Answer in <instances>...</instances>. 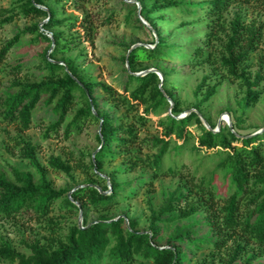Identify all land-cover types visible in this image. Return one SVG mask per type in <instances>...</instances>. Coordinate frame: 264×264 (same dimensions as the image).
Instances as JSON below:
<instances>
[{
    "label": "trees",
    "instance_id": "obj_1",
    "mask_svg": "<svg viewBox=\"0 0 264 264\" xmlns=\"http://www.w3.org/2000/svg\"><path fill=\"white\" fill-rule=\"evenodd\" d=\"M87 0H14L8 9L0 12V28L12 22L18 16L25 18H43L46 20L39 26L37 23L25 27L6 41L0 47V65L8 51L18 43L21 36L35 34V39H41L48 44L43 52L37 68L40 78L29 82L14 78L0 96V121L13 125L23 132L30 128L34 112L38 107H50L53 117L47 126L48 132L57 133L64 123L66 115L73 110L69 121L65 123L63 133H80L90 124L99 125L96 135L98 149L88 161L86 181L81 187L73 186L70 189L55 190L47 180L46 169L36 156V146L28 140L18 138L20 158L34 171L10 168V178L0 172V220L16 221L19 217H26L29 221L39 220L52 210L58 200L68 212L88 210L105 212L133 192L130 182H117L115 174H108L106 179L101 177L104 158L115 155H130L136 146L143 147L135 127L126 124H116L105 112L100 109L99 101L94 97L98 90L100 95L109 103L120 105L124 110L136 112L142 107V115L133 118L134 124L145 125L149 115L159 118L158 124L162 128L160 137L149 138L146 143L150 154L143 158L129 156L130 166L119 168L117 171H134L137 167H144L150 172L152 179L158 177H180L178 157L189 135L186 130L188 123L193 120L200 127L201 133L197 137V146L191 147L194 152L220 148L226 158L212 172L202 175L198 180L193 175L188 177L191 185L190 192L186 193L183 187L176 186L166 192L165 199L158 208L147 204L150 214L148 232L135 230L136 222L125 217L115 219L100 218L96 222H84L81 227L72 226L64 236H58L54 244H40L39 241L26 246L28 253L14 250L11 244L0 237V262L15 264H132L135 259L142 258L148 264H185L189 259L188 250L194 252L204 249L221 252L225 249V259L218 264H264V157L262 147L264 132L253 136H241L236 132V122L231 117V128L220 124L217 132H212L214 125L204 118L211 130L202 126L194 112L182 119H177L181 110L178 101L165 90L168 72L158 70L162 75L161 88L159 78L154 73L142 76L134 74L145 71L147 68H136V63L142 60H152L162 53L183 55L191 54L200 57L202 45L194 46L191 40L185 45L176 47V41H183L189 36H179L176 41L166 43V38L152 41L153 48L143 46L133 48L123 62L128 65L125 69V80L118 93L111 86L103 83H93L85 80L82 69L74 60H56L58 53L71 50L84 41L92 40L95 22L89 14L82 17L67 16L59 19L57 10L52 5L63 7L71 4L72 7L83 9ZM121 4L129 8L130 12H137L134 3ZM134 1V0H128ZM149 1L150 5H146ZM245 4L259 3L264 0H138L139 16L151 27L149 14L163 9L174 8L183 18H199L203 15L206 30L199 31L205 34L206 43L212 40L214 31L222 28L228 30V37L220 47L219 56L210 63L217 65L226 74V78L237 81L244 88L240 109L243 112L256 104L261 90L259 83L264 76L256 73L251 79L246 69L241 66L248 55L255 49L259 40V31L242 22L235 16L228 26L221 22L222 15L236 2ZM161 19L163 16H160ZM135 22L141 29H145L140 20ZM197 23L187 21L181 27L192 26ZM68 29L76 26L83 30V38L79 34L51 32L54 27ZM148 31V32H149ZM46 33V34H45ZM180 42L182 44L183 42ZM131 47V46H130ZM127 48L128 49L130 48ZM186 51V52H185ZM201 58L199 61H201ZM207 61V60H206ZM61 63V64H60ZM21 64L13 67V73H20ZM66 68V70H65ZM1 71V70H0ZM1 73V72H0ZM206 85V86H205ZM205 86L201 99L193 109L201 115L200 106L209 101L216 93V85L205 83V77L196 86L198 94ZM171 104V107H170ZM169 111V114L164 115ZM237 135L241 136L238 137ZM173 145H169L171 137ZM181 141L176 144V141ZM235 143V145H232ZM240 146H237V145ZM48 166L54 172L63 173L71 181L73 175L71 167L59 157H50ZM80 165L79 167H81ZM196 168L195 172H197ZM217 170L224 172L229 179L226 194L219 196L215 193L218 187L214 182ZM150 183V181L148 182ZM72 191L71 193H68ZM68 193V195H67ZM189 195H195V202H188ZM203 207L209 214L204 218L207 230L201 234L197 230V222L174 226L166 236L164 246L157 244L160 235V224H168L174 220H185L195 215ZM176 213L175 218L168 215ZM127 222V224H126ZM52 227V224H49ZM262 259V261H261ZM199 264H205L201 262Z\"/></svg>",
    "mask_w": 264,
    "mask_h": 264
},
{
    "label": "rangeland",
    "instance_id": "obj_2",
    "mask_svg": "<svg viewBox=\"0 0 264 264\" xmlns=\"http://www.w3.org/2000/svg\"><path fill=\"white\" fill-rule=\"evenodd\" d=\"M13 1L0 0V12L8 9ZM49 4L57 10L59 19L67 16L80 18L86 13L90 15V19L96 24L92 40L84 41L71 47L70 51L58 53L55 57L56 60H74L82 69L81 74L85 80L93 83H103L121 93L126 69L123 58L127 56L128 47L137 44L146 49H152V41L157 40L158 36L166 38L165 42L170 43L176 41L179 36L188 34L187 39L181 40L182 44H180L181 41H176L173 45L177 48L183 45L182 50L184 52L185 45L192 40L195 42L194 46H203L200 57H192L191 54L187 53L183 55H166L162 53L152 60L137 62L136 68H147L146 70L153 68L168 72L165 90L178 101V108L181 112L176 116L177 119H182V115L193 109L194 105L201 99L206 85L198 94L195 89L205 77L206 84L217 86L215 95L200 106L201 117L206 118L210 124L215 126L213 131H217L216 125L219 120H221L220 124L227 126L228 123L225 119V114H227L230 125L231 117L235 120L237 124L236 132L241 136H253L264 132V80L259 83L258 89L261 90V93L256 104L242 112L240 104L244 95V88L237 81L226 78V74L221 68L210 63L219 56L220 47L226 41L229 32L221 27V29L214 31L215 37L206 43V35L199 33V31L206 30L205 23H202V20H205L203 15L199 18H183L174 8L153 12L148 15L155 30L150 34L146 26L142 24L145 29H141L135 22L137 12H130L129 8L123 6L120 0H87L82 10L72 7L71 4L63 7ZM145 4L148 6L150 2L145 1ZM160 16H163V18L161 19ZM235 16H239L244 24L259 31V40L256 42L255 49L241 66L246 69L251 79L256 73L264 76V5L236 2L223 13L221 22L228 26ZM45 21L43 18L18 16L12 22L0 28V47L25 27H29L34 23L40 26ZM187 21H197V23L192 26L181 27V24ZM50 31H61L64 32V35L77 33L83 38V30L78 26L70 30L68 25L54 27ZM34 37L35 34L26 33L22 35L18 43L6 54L0 65V96L14 78L29 82L39 80L40 72L37 66L41 61L43 52L46 51V54H49L50 50H47L48 44L46 42ZM201 58L203 59L198 63ZM17 64H21L22 68L20 73L15 75L13 67ZM143 72L140 71L135 74ZM94 97L99 101L100 109L116 124L134 125L139 140H142L144 144L143 147L137 148L136 146L132 149L130 155H115L114 157L109 155L104 158L101 176L106 179L105 185L109 183L107 175L115 174L117 182L132 183L133 192L105 212L97 213L88 210L68 212L58 200L54 203L48 215L39 220L29 221L26 217H19L16 221L0 220V237L7 240L14 250L28 253L26 246L34 241L46 245L54 244L58 236H64L70 227L74 225L81 227L84 222H96L102 217L106 219H115L117 216L124 219L126 217L136 222V231L148 232L150 220L148 203L152 207L158 208L162 205L166 192L173 190L176 186L183 187L184 191L189 193L191 188L188 181L189 176L193 175L198 180L202 175L215 170L218 164L226 158L225 152L221 151L220 148L203 149L198 153L191 150V147L197 146V137L201 133L200 127L191 120L186 128L189 135L184 149L176 157L181 166V176L179 178H149L147 176H150V172L146 169V166L137 167L134 171L119 172L117 171L119 168L130 166V163L127 162L129 156L143 158L144 154L153 152L147 146L146 141L149 138L161 136L162 128L158 124L159 118L149 115L145 125L134 124L133 118L142 115V107H139L136 112L127 113L120 105L107 102L98 90L95 91ZM72 114L73 110L66 115L64 123L57 133L48 132L47 136H45L46 128L53 120L50 107H38L34 112L30 128L23 132L18 131L13 125H7L0 121V172L6 173L7 178H10V168L15 167L34 174V171L20 158V145L17 141L21 137L36 146L37 159L45 167L47 180L55 190L70 189L75 186L74 190L76 187H81L86 181V173L83 170L98 149L96 135L99 131V125L93 123L83 128L80 133L72 132L65 136L63 133L64 126ZM166 114H169V111L164 115ZM173 141L174 137L172 136L169 141L170 146L173 145ZM175 143L180 144L181 141ZM232 145H235V143ZM262 155L264 157V143ZM50 157H59L70 165L73 181L63 173L52 171L47 163ZM80 165L82 166L79 167ZM196 168H198L197 172H195ZM223 174V171L217 170L214 176V182L218 187V191L215 190V193L219 196L226 194L229 183V179H226ZM149 181L150 183H148ZM196 199L195 195H189L188 202H195ZM208 214L202 207L188 219H177L168 224H160V235L157 238V244L164 246L165 238L174 226L197 222V230L203 234L207 230L204 218ZM168 217L175 218L176 213H172ZM49 224L53 226L50 227ZM224 251L225 249H222L221 252L204 249L194 252L190 249L187 251L189 252V259L185 264H199L201 262L218 264L220 260L225 259ZM0 264L12 263L0 262ZM132 264H148V261L137 257Z\"/></svg>",
    "mask_w": 264,
    "mask_h": 264
},
{
    "label": "water",
    "instance_id": "obj_3",
    "mask_svg": "<svg viewBox=\"0 0 264 264\" xmlns=\"http://www.w3.org/2000/svg\"><path fill=\"white\" fill-rule=\"evenodd\" d=\"M126 3H134L135 5H136V8H137V17H138V19L140 20V22L144 25V26H146L148 29H151V27H149V25L139 16V10H140V7H139V4H138V2H136V1H128V0H124ZM41 26V25H40ZM137 46H139V45H137V44H135V45H133V46H131L129 49H128V51H127V56H128V54H129V52L133 49V48H135V47H137ZM126 56V57H127ZM61 64V63H60ZM126 68H128V65H127V63H126ZM65 70H66V68H65ZM146 73H154L155 75H157V77L159 78V81H160V84H159V88H161V81H162V75H161V73L158 71V70H156V69H153V68H151V69H148V70H145L143 73H140V74H134L135 76H142V75H144V74H146ZM170 107H171V104H170ZM191 112H194L196 115H197V117L199 118V120L202 122V124H203V126L207 129V130H211L210 129V127H209V125L203 120V118L201 117V115L199 114V113H197L194 109H190V110H188V111H186L185 112V114L184 115H182L183 117H185L186 115H188L189 113H191ZM183 117H181V118H183ZM225 119H226V121H227V126L229 127V128H231V125H230V123H229V117H228V115L227 114H225ZM220 121L221 120H219L218 121V123H217V125H216V128H217V130L219 129V127H220ZM264 130V129H263ZM212 132H217V131H213L212 130ZM261 133V132H260ZM256 135V134H255ZM238 137H241V136H239V135H237ZM102 177V176H101ZM80 227V226H79Z\"/></svg>",
    "mask_w": 264,
    "mask_h": 264
}]
</instances>
